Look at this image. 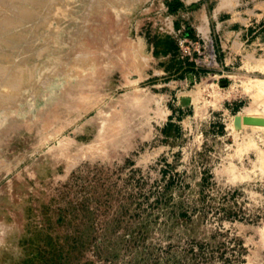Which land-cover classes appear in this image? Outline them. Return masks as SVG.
I'll list each match as a JSON object with an SVG mask.
<instances>
[{"label":"rangeland","instance_id":"1","mask_svg":"<svg viewBox=\"0 0 264 264\" xmlns=\"http://www.w3.org/2000/svg\"><path fill=\"white\" fill-rule=\"evenodd\" d=\"M3 18L0 264H264V0Z\"/></svg>","mask_w":264,"mask_h":264},{"label":"bare ground","instance_id":"2","mask_svg":"<svg viewBox=\"0 0 264 264\" xmlns=\"http://www.w3.org/2000/svg\"><path fill=\"white\" fill-rule=\"evenodd\" d=\"M33 2H34V1H33ZM35 2H36V1H35ZM19 7H20V6H19ZM19 7H18V8H19ZM20 9H21V7H20ZM20 9H19V12H20V14H21L22 12L20 11ZM11 11H12V10H11ZM15 11H16V8H15ZM15 11H13V12H15ZM17 11H18V10H17ZM22 11H23V10H22ZM13 12H11V14H12ZM19 12H18V13H19ZM24 13H25V11H23V14H24ZM27 13H28V10H27ZM15 14H16V13H15ZM25 15H26V14H25ZM25 15H24V16H25ZM28 15H29V14H28ZM7 16H9V14H8ZM12 16H13V15H12ZM22 16H23V15H22ZM30 16H31V15H30ZM30 16H29V18H30ZM34 16H35V14H34ZM26 18H27V17H26ZM13 19H14V18H13ZM13 19L11 20V21H12L11 26L13 25ZM18 19H19V18H18ZM4 20H5V19L3 18V22H2V20L0 19V22H2V23H0V24H1V27H2L3 23H5ZM14 20H16V19H14ZM19 20H20V19H19ZM6 21H7V20H6ZM8 22H9V20H8ZM8 22H7V24H8ZM14 22H15V21H14ZM20 22H21V21H20ZM16 23H18V22L16 21ZM16 23H15V24H16ZM5 24H6V23H5ZM9 25H10V24H9ZM4 26H5V25H4ZM4 26H3V27H4ZM6 26H7V25H6ZM1 27H0V28H1ZM9 27H10V26H9ZM9 27H8V28H9ZM8 28L5 27L4 29L8 30ZM1 29H2V28H1ZM2 31H3V29H2ZM5 62H6V61H5ZM7 63H8V62H7ZM7 65H9V64H7ZM1 69H2V68H0V70H1ZM4 70H5V69H4ZM18 70H19V69H18ZM18 70H17V75H18ZM3 73H4V72H3ZM9 73H10V74H9ZM9 73H8V75H12V74H13L12 72H9ZM15 73H16V71H15ZM15 73H14V75H15ZM19 74H22V72L20 73V71H19ZM6 75H7V73H6ZM8 75H7V76H8ZM17 75H16V76H17ZM19 77H20V76H19ZM10 78L12 79V77L9 76V79H10ZM15 78H17V77H14V79H15ZM21 78H22V77H21ZM11 79H10V80H11ZM13 82H15V81L12 79L11 82H9V83H13Z\"/></svg>","mask_w":264,"mask_h":264},{"label":"built area","instance_id":"3","mask_svg":"<svg viewBox=\"0 0 264 264\" xmlns=\"http://www.w3.org/2000/svg\"><path fill=\"white\" fill-rule=\"evenodd\" d=\"M185 41V39L183 38L182 40H181V42L183 43Z\"/></svg>","mask_w":264,"mask_h":264}]
</instances>
